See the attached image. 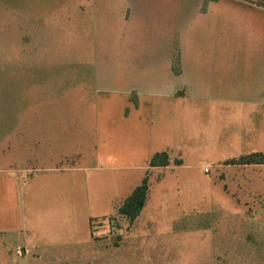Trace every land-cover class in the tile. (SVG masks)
Here are the masks:
<instances>
[{
  "label": "rangeland",
  "instance_id": "374dc122",
  "mask_svg": "<svg viewBox=\"0 0 264 264\" xmlns=\"http://www.w3.org/2000/svg\"><path fill=\"white\" fill-rule=\"evenodd\" d=\"M176 45L184 81L194 75V107L222 108L221 116L194 117L190 124L200 131L185 140L184 165L151 174L146 202L131 224H116L122 197L115 184L116 199L112 191L104 196L108 216L94 221L95 235L108 247L47 262L21 255L15 238L0 233V264H264V164L226 163L264 153V123L258 129L237 123V112L257 111L264 119V0H0V124H23V117L2 111L27 108L36 85L30 78L44 81L38 92L48 84L47 108L74 110L52 118L84 128L95 119L101 135L83 134L81 143L110 135L116 177L128 179L132 166L146 164L141 156L151 127L142 133L126 120L109 133L105 124L125 117L119 88L160 87ZM229 94L239 99L223 98ZM8 156L0 147V161ZM4 216L3 229L15 224L13 205Z\"/></svg>",
  "mask_w": 264,
  "mask_h": 264
},
{
  "label": "crops",
  "instance_id": "0c3cea01",
  "mask_svg": "<svg viewBox=\"0 0 264 264\" xmlns=\"http://www.w3.org/2000/svg\"><path fill=\"white\" fill-rule=\"evenodd\" d=\"M164 65L162 71L164 74L157 82L160 87L152 89L153 92H138L134 88L135 82L119 88L127 104L124 108L125 117L105 124L106 132L109 133L117 131V127L126 120L133 121L134 126L142 133L145 127H151L148 132V144L141 156L142 163H146L147 166L141 163L132 166L134 172L125 179L127 182L116 177L115 170H119V167L115 163L114 153L111 152L114 146L109 141L110 135L106 134L105 138L97 142L98 134L101 135V127L92 116L90 117L93 126L85 128L80 123L79 126L62 125L59 120L52 118L63 112L72 115L74 110H62L61 107L57 108L58 111L47 108L49 102L45 104L47 97L45 89L48 84L44 83V91L38 92L43 80L37 82L32 79L33 77L30 78L29 81H33L32 86L35 83L36 85L29 89L28 96L33 102L27 108L19 112L12 109L2 111L10 117L14 116L17 121L18 117L25 120L21 125L3 127L0 124V147L7 149V155L11 152V157L8 156L5 162L0 161V233L6 235L9 233L11 238H15L16 249L21 248V255L26 254L25 256H32L35 260L52 262L66 259L68 254H73V257L79 259L81 254H78V249H83L82 252L87 248L91 250L94 246V249H98V244H103V248L108 247L106 239L101 238L100 244L99 236L94 232V221L108 216L104 210L107 206L104 196H108L109 191H112L115 198V184L118 183V197L121 195L122 201L144 177L149 181L151 174L156 171L173 166L179 169L184 165V156L189 153L185 152L189 147L185 140L194 134L199 135L200 130L190 124L194 117L222 115V108L194 107L193 100L197 97L193 88L194 75L190 73L184 81L186 65L183 64L182 54L177 45L173 51L171 50ZM212 87L217 85L214 86L211 82L209 89L212 90ZM54 95L55 101L59 100L60 95ZM229 95L230 97L223 98L239 99ZM219 96L222 99L220 93ZM147 99L151 101L148 102ZM130 105L133 106L132 109ZM260 105L263 104L257 103V106ZM143 112H146L145 117L140 118ZM237 116L239 117L237 123L241 122L252 129H258L261 123H264V119H260L257 111L244 114L237 112ZM242 116L245 118H241ZM93 132L97 136L95 135L90 144L84 146L81 143L82 138L79 137L84 134L89 140V136L93 137ZM192 148L195 150L192 151L193 154L198 153L196 148L193 146ZM157 152L167 153L168 165H149L151 157ZM132 158H137L135 152L132 153ZM214 163L220 166L222 160ZM226 163L228 166H252L231 164L228 161ZM158 174L160 176V173ZM125 189L126 193L123 194ZM9 205L14 206L16 222L13 226L6 225L3 229L4 209ZM126 222L128 223V220L120 216L116 224Z\"/></svg>",
  "mask_w": 264,
  "mask_h": 264
},
{
  "label": "trees",
  "instance_id": "16d2710c",
  "mask_svg": "<svg viewBox=\"0 0 264 264\" xmlns=\"http://www.w3.org/2000/svg\"><path fill=\"white\" fill-rule=\"evenodd\" d=\"M231 164L237 165H263L264 164V153L255 152L249 155L241 156L236 159L228 161ZM177 163V161H176ZM150 166H166L168 165V155L166 152L155 153L150 161ZM148 179L144 177L139 185H137L131 193L123 200L121 205L118 207V214L124 217L128 222H132L141 212L146 194L148 191Z\"/></svg>",
  "mask_w": 264,
  "mask_h": 264
}]
</instances>
